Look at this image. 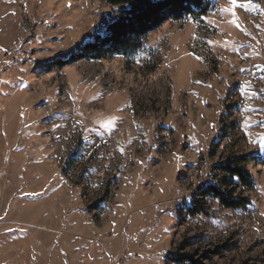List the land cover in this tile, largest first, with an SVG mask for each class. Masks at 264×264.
<instances>
[{
	"label": "rangeland",
	"instance_id": "1",
	"mask_svg": "<svg viewBox=\"0 0 264 264\" xmlns=\"http://www.w3.org/2000/svg\"><path fill=\"white\" fill-rule=\"evenodd\" d=\"M206 1L57 68L124 7L0 0V264H264V0Z\"/></svg>",
	"mask_w": 264,
	"mask_h": 264
},
{
	"label": "trees",
	"instance_id": "2",
	"mask_svg": "<svg viewBox=\"0 0 264 264\" xmlns=\"http://www.w3.org/2000/svg\"><path fill=\"white\" fill-rule=\"evenodd\" d=\"M108 5L124 7L118 17L104 27V34H97L91 42L84 43L80 50L66 59L57 61V68L77 62L80 59L102 60L112 56L129 57L143 47L144 36L167 19L178 20L182 16L206 14L211 3L205 0H103ZM246 157L230 158L217 167L226 177L236 179L244 186L251 185L248 173L241 166ZM210 193L226 209H242L250 205L246 199L233 197L232 192L221 191L215 185L209 186ZM191 214L195 210L189 208Z\"/></svg>",
	"mask_w": 264,
	"mask_h": 264
},
{
	"label": "snow or ice",
	"instance_id": "3",
	"mask_svg": "<svg viewBox=\"0 0 264 264\" xmlns=\"http://www.w3.org/2000/svg\"><path fill=\"white\" fill-rule=\"evenodd\" d=\"M228 4L230 5L229 7H225L223 9H221L220 11H222L224 13H230L233 17L236 16V10L237 9H244V8L253 6L251 3V0H248V3H238V0H228ZM232 22L234 24L236 23L235 20H233ZM237 27H239L238 24H237ZM261 145H262V147H264V138H261Z\"/></svg>",
	"mask_w": 264,
	"mask_h": 264
}]
</instances>
